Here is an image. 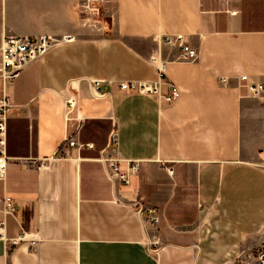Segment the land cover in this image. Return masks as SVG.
<instances>
[{
  "label": "crops",
  "instance_id": "1",
  "mask_svg": "<svg viewBox=\"0 0 264 264\" xmlns=\"http://www.w3.org/2000/svg\"><path fill=\"white\" fill-rule=\"evenodd\" d=\"M83 1L0 0V44L4 32L75 37L0 76L12 102L0 198L16 205L0 264H228L264 244V95L239 79L264 83V0H107L111 29L88 23ZM166 33L183 34L196 59H182ZM156 52L166 59L159 93L121 89L120 79H158ZM100 78L112 82L96 97ZM113 128L119 169L138 161L128 182L103 159ZM73 135L79 147L67 145ZM136 201L157 210L156 225Z\"/></svg>",
  "mask_w": 264,
  "mask_h": 264
},
{
  "label": "built area",
  "instance_id": "2",
  "mask_svg": "<svg viewBox=\"0 0 264 264\" xmlns=\"http://www.w3.org/2000/svg\"><path fill=\"white\" fill-rule=\"evenodd\" d=\"M107 0H84L83 1V12L87 14V22L89 23L90 18L95 19L94 22L100 21L99 16L103 15V6ZM101 27V24L99 28ZM72 34H61V35H51V34H15L11 32H4L2 41L0 44L1 52V64H0V76L3 80H11L17 77L22 70L30 64L35 59H38L45 53L50 47L58 43H64L67 41H72L74 39ZM162 40L170 47L179 45L180 56L185 60H194L197 57V50L193 46L189 45L183 34L180 33H166L163 35ZM150 61L155 65L157 72L159 74L158 79H120L118 80V85L121 89L137 91L139 93H159V86L162 79V75L165 71L166 59L162 58L158 52L150 55ZM239 79L247 87L250 95L255 97H260L264 95V83L252 82L249 80L248 75L243 73L239 76ZM108 81L112 82L111 79H93V95L96 97H101L105 95L106 92L100 91V83ZM218 82L221 85H226L228 83V77L220 76L218 77ZM179 89L173 83L169 82V92L165 96L168 101H173L179 96ZM77 103V94L74 92L73 87L67 88V93L65 96V104L68 110L73 109ZM12 105L11 99L2 89L0 94V178H4L5 166L7 162L6 154V132H7V118L8 110ZM117 131L113 128L111 129L108 137V142L103 150L107 152L104 155V160L106 161L110 176L119 181H129V175L136 173L138 170V161L132 160L128 163L125 170H120L117 165V159L112 154L114 149L110 148L112 145H116L118 142ZM67 145L80 146L75 135L70 136L65 139ZM88 146H92V143H87ZM56 155H68L69 152L66 148H60L55 151ZM36 164V161L33 160ZM42 163V162H41ZM1 216H0V237H4V226L5 217L8 214H13L16 205L13 198L10 195H3L0 198ZM136 211L138 213L145 212L147 214L148 223L152 226L156 225L159 219V214L157 210L153 207H146L142 202L136 201ZM21 237L26 238L27 234L24 232ZM31 240H34V235L29 236ZM28 237V238H29ZM17 239H12V242H16ZM158 240L154 237L148 240V244L156 245ZM228 264H264V244L258 246H245L238 249L237 253L229 260Z\"/></svg>",
  "mask_w": 264,
  "mask_h": 264
},
{
  "label": "rangeland",
  "instance_id": "3",
  "mask_svg": "<svg viewBox=\"0 0 264 264\" xmlns=\"http://www.w3.org/2000/svg\"><path fill=\"white\" fill-rule=\"evenodd\" d=\"M99 19H100L99 23L103 24V25H106V20L108 19L109 26H108V24H107V26L111 29L112 25H111V22L109 21V17H106V14L100 15Z\"/></svg>",
  "mask_w": 264,
  "mask_h": 264
}]
</instances>
